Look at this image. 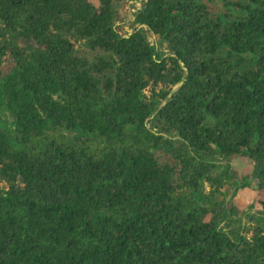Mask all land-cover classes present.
Here are the masks:
<instances>
[{"label": "trees", "instance_id": "16d2710c", "mask_svg": "<svg viewBox=\"0 0 264 264\" xmlns=\"http://www.w3.org/2000/svg\"><path fill=\"white\" fill-rule=\"evenodd\" d=\"M120 1L0 0V264H264V0Z\"/></svg>", "mask_w": 264, "mask_h": 264}, {"label": "rangeland", "instance_id": "374dc122", "mask_svg": "<svg viewBox=\"0 0 264 264\" xmlns=\"http://www.w3.org/2000/svg\"><path fill=\"white\" fill-rule=\"evenodd\" d=\"M94 3H97L96 0H93ZM143 0H121L120 2L115 3V8L117 10L118 15L114 19V23L119 28L120 31L130 34L134 31L135 27L132 24L133 17L142 5ZM156 40V38H153ZM157 42V40H156ZM21 43V42H20ZM22 46H26V43H23ZM74 46L76 50H79L80 55L86 56L90 59H94L95 54L85 51L87 48L84 46V42H74ZM159 50L161 48H158ZM165 51V48H163ZM161 88V86H160ZM176 88L174 89V91ZM146 96H150L151 92L149 89L145 91ZM232 166L236 169L239 174L244 175L251 171V165L248 162H244L241 159H236L232 162ZM7 185L5 182L0 181V188L3 189ZM264 198V197H263ZM236 199L240 201V204L246 206L249 210L250 208L257 210L260 209V204H258V200L260 199L259 194L253 188L242 190L238 193ZM252 212V211H251Z\"/></svg>", "mask_w": 264, "mask_h": 264}]
</instances>
